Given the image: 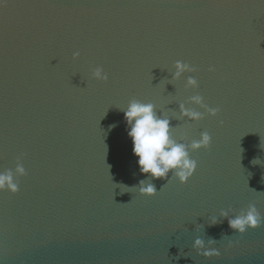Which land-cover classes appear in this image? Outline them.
Instances as JSON below:
<instances>
[{
    "label": "water",
    "instance_id": "95a60500",
    "mask_svg": "<svg viewBox=\"0 0 264 264\" xmlns=\"http://www.w3.org/2000/svg\"><path fill=\"white\" fill-rule=\"evenodd\" d=\"M176 61L196 71L171 81ZM196 94L217 116L179 120ZM132 99L166 110L177 142L211 137L193 176L153 180L151 198L128 189L145 179L120 110ZM17 161L0 264H264V0H0V171ZM249 204L261 226L236 236L219 212ZM198 237L219 257L196 256Z\"/></svg>",
    "mask_w": 264,
    "mask_h": 264
},
{
    "label": "clouds",
    "instance_id": "9594fccd",
    "mask_svg": "<svg viewBox=\"0 0 264 264\" xmlns=\"http://www.w3.org/2000/svg\"><path fill=\"white\" fill-rule=\"evenodd\" d=\"M78 57L79 53L74 52L72 59L76 60ZM173 68L171 81L179 80L185 73L196 71L188 63L181 61H176ZM209 71H213V69L210 68ZM91 78L101 83L108 80L107 74L100 67L91 71ZM197 87V79L188 76L185 81V90L195 91ZM186 104L194 105L201 111L186 107ZM120 110L123 112L127 137L132 143V155L137 158L136 164L140 175L145 176V179L140 180L136 186L128 189L135 190L139 196L151 198L157 193L155 184L152 182L155 179L166 180L167 183L176 181L180 185H184L193 176L197 167V162L190 158V153L208 149L211 142L209 133L202 132L199 139H194L190 143L177 142L173 139L170 127L172 117L166 114V110L162 109V114L157 115L153 103H142L136 99L130 100L127 107L120 108ZM218 111V108H209L199 94L192 95L185 103L178 105L179 120L193 123L202 120L205 116L214 118ZM114 127H116L115 124L110 126V128ZM251 163L257 165L260 161L253 159ZM169 173H171L170 177ZM25 174V168L19 161H17L14 171H0V192L7 191L9 194L15 195L19 190L18 178ZM219 218L220 220L227 219L229 229L236 236H242L246 231L255 230L262 223L261 214L254 204H249L246 209H242L234 216L231 208L222 210L219 212ZM218 222L217 216L209 217L210 225H216ZM232 237L221 236V242L226 246V249L233 246ZM216 243L213 239H209L205 243L204 239L198 237L192 244V250L196 256H202L204 259L219 257L220 252L214 246Z\"/></svg>",
    "mask_w": 264,
    "mask_h": 264
},
{
    "label": "snow or ice",
    "instance_id": "6c2138e0",
    "mask_svg": "<svg viewBox=\"0 0 264 264\" xmlns=\"http://www.w3.org/2000/svg\"><path fill=\"white\" fill-rule=\"evenodd\" d=\"M173 131H176L177 133H180V134L183 136V133L181 132L180 129H178V128H177V129H172V132H173Z\"/></svg>",
    "mask_w": 264,
    "mask_h": 264
}]
</instances>
